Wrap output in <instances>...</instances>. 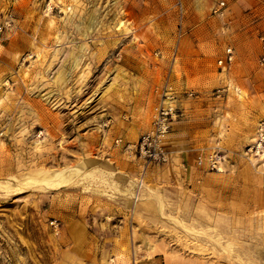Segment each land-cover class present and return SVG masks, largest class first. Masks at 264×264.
Here are the masks:
<instances>
[{
    "label": "rangeland",
    "instance_id": "1",
    "mask_svg": "<svg viewBox=\"0 0 264 264\" xmlns=\"http://www.w3.org/2000/svg\"><path fill=\"white\" fill-rule=\"evenodd\" d=\"M218 1L0 0V264H264V0Z\"/></svg>",
    "mask_w": 264,
    "mask_h": 264
},
{
    "label": "built area",
    "instance_id": "2",
    "mask_svg": "<svg viewBox=\"0 0 264 264\" xmlns=\"http://www.w3.org/2000/svg\"><path fill=\"white\" fill-rule=\"evenodd\" d=\"M226 8L225 0H219L213 9L216 14L223 15ZM234 50L232 46L226 48V55L219 60V65L227 67L234 59ZM264 61V56L262 58ZM190 92L189 95H193ZM163 100L157 107V111L152 122L150 130L144 132L134 144V149L139 157L146 163L157 164L165 163L168 159V153L165 149V140L169 134L173 122L184 116V110L180 106L181 99L170 89H165ZM257 147H262V142L257 144ZM220 156L213 155L210 157L212 167H217L220 161Z\"/></svg>",
    "mask_w": 264,
    "mask_h": 264
},
{
    "label": "bare ground",
    "instance_id": "3",
    "mask_svg": "<svg viewBox=\"0 0 264 264\" xmlns=\"http://www.w3.org/2000/svg\"><path fill=\"white\" fill-rule=\"evenodd\" d=\"M91 174H94L93 171H91ZM71 177H72V173L67 174L64 171H59V172H55V173L48 175V176L42 175V176L31 177L30 179L24 181L23 184H18V185H20L19 188H23V187H25V185H28L31 183H39V184L43 183L44 188L56 187V186H59L60 184H64L69 179H71ZM8 187H10V186H8Z\"/></svg>",
    "mask_w": 264,
    "mask_h": 264
}]
</instances>
